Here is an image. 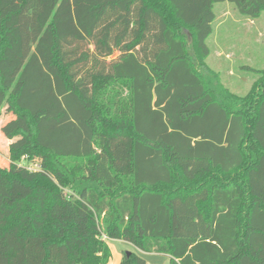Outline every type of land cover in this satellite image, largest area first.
Listing matches in <instances>:
<instances>
[{"label": "trees", "instance_id": "obj_1", "mask_svg": "<svg viewBox=\"0 0 264 264\" xmlns=\"http://www.w3.org/2000/svg\"><path fill=\"white\" fill-rule=\"evenodd\" d=\"M223 2L264 12L0 0V264H107L108 240L168 264H264V66L235 94L183 33L204 63Z\"/></svg>", "mask_w": 264, "mask_h": 264}, {"label": "rangeland", "instance_id": "obj_2", "mask_svg": "<svg viewBox=\"0 0 264 264\" xmlns=\"http://www.w3.org/2000/svg\"><path fill=\"white\" fill-rule=\"evenodd\" d=\"M214 8L217 18L213 25L212 36L207 41L212 53L205 63L199 61L195 50L191 48L192 35L183 30L185 39H188L187 46L192 53V63L200 74L211 75L213 83L218 81L222 88L229 85L232 91L244 95L250 89L249 79L257 77V71L264 66V12L258 19L250 21L241 17L227 2L219 3ZM229 51H232V54ZM228 53L230 57L226 59L225 55ZM219 54L225 58L223 62L222 59H217ZM11 118L12 115L3 110L0 114V124ZM6 146L7 141L0 133V166H7ZM22 163L31 170L34 168V165L26 161ZM107 247L110 251L109 263L114 264H118L124 254L135 252L131 245L119 240H108Z\"/></svg>", "mask_w": 264, "mask_h": 264}, {"label": "crops", "instance_id": "obj_3", "mask_svg": "<svg viewBox=\"0 0 264 264\" xmlns=\"http://www.w3.org/2000/svg\"><path fill=\"white\" fill-rule=\"evenodd\" d=\"M219 4V3H218ZM217 5V4H216ZM223 6V5H222ZM214 7H215V5H214ZM213 7V10H214V13H215V19H214V21H213V25H214V22L216 21V18H217V13H216V10H215V8ZM218 8V7H217ZM216 8V9H217ZM232 9H233V7H232ZM248 20H250V19H248ZM250 21H253V20H250ZM212 32H213V30H212ZM211 36H212V34H211ZM211 36L209 37V39L211 38ZM208 39V40H209ZM207 40V41H208ZM207 46H208V44H207ZM208 48H209V46H208ZM209 51H210V53H209V55L204 59V63L206 62V60H207V58L211 55V50L209 49ZM231 52V53H230ZM229 53L230 54H232V51H229ZM228 53V54H229ZM228 54H226L225 55V58L226 59H228L229 57H230V54L228 55ZM223 55L222 54H219L218 55V57L217 56H215V57H217V59H222L221 61L223 62V59H225L224 57H222ZM220 57H222V58H220ZM232 75V74H231ZM243 78V77H242ZM256 78V77H255ZM255 78H252L251 77V79H249L250 80V86L252 85V83L255 81ZM248 79V78H247ZM250 86H249V88H250ZM225 88H228L230 91H232L231 89H230V87H229V85H225ZM235 89V88H234ZM233 93H235V94H237L235 91H232ZM239 95V94H238ZM122 243H124V244H127V245H130V244H128V243H125V242H123V241H121ZM132 246V245H131ZM132 248H134V250H135V252L140 256V257H142L146 262H147V264H165V263H168V258L166 257V256H164V255H160V254H155V253H143V252H140L139 250H137L134 246H132ZM107 264H114V263H107Z\"/></svg>", "mask_w": 264, "mask_h": 264}, {"label": "water", "instance_id": "obj_4", "mask_svg": "<svg viewBox=\"0 0 264 264\" xmlns=\"http://www.w3.org/2000/svg\"><path fill=\"white\" fill-rule=\"evenodd\" d=\"M127 254H130V253H127Z\"/></svg>", "mask_w": 264, "mask_h": 264}]
</instances>
